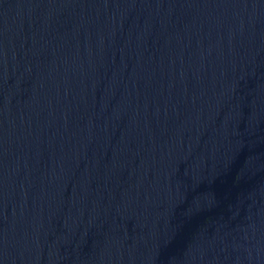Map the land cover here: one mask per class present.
Here are the masks:
<instances>
[{
    "label": "water",
    "instance_id": "obj_1",
    "mask_svg": "<svg viewBox=\"0 0 264 264\" xmlns=\"http://www.w3.org/2000/svg\"><path fill=\"white\" fill-rule=\"evenodd\" d=\"M0 264H264V0H0Z\"/></svg>",
    "mask_w": 264,
    "mask_h": 264
}]
</instances>
